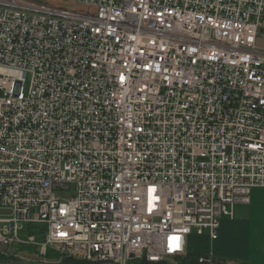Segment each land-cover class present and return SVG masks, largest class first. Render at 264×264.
<instances>
[{
  "label": "built area",
  "instance_id": "1",
  "mask_svg": "<svg viewBox=\"0 0 264 264\" xmlns=\"http://www.w3.org/2000/svg\"><path fill=\"white\" fill-rule=\"evenodd\" d=\"M0 90V247L169 264L264 189V0H0Z\"/></svg>",
  "mask_w": 264,
  "mask_h": 264
},
{
  "label": "rangeland",
  "instance_id": "2",
  "mask_svg": "<svg viewBox=\"0 0 264 264\" xmlns=\"http://www.w3.org/2000/svg\"><path fill=\"white\" fill-rule=\"evenodd\" d=\"M54 4H59V3L54 2ZM63 6L67 7L68 9H72V10H82L83 9L82 5L73 4V3H63ZM2 96H3V92L0 90V97ZM251 198H252L251 204L236 206L235 208L236 218H247L248 219L253 213V211L256 209V207L258 208L260 214H264V204H261L264 202V201L261 202V200L264 199V189H259V188L254 189L252 191ZM247 219L243 222V224L245 225L246 232L249 229V224H248ZM250 226L253 229L252 235L255 240L257 237V234L258 233L261 234L264 231V221L261 219L254 218ZM44 227L45 226L43 224H25L23 231L20 232V238L24 241H27L34 234L38 235L40 232H42ZM210 241L212 240L210 239L208 234L198 235L196 232L193 231L187 237V247L189 250L196 251L200 255L201 254L205 255L206 254L205 250L207 248V245L210 244ZM11 249L10 247H0V263L8 262V261L9 262L17 261V260L61 262L60 253L51 247H49L47 250V253L45 256L46 259H40L43 257V255L41 253V247L37 244L14 243L11 246ZM21 256H25V257H21ZM26 257H30V258H26ZM182 260L183 259L181 258L174 259L172 263H169V264H182Z\"/></svg>",
  "mask_w": 264,
  "mask_h": 264
},
{
  "label": "crops",
  "instance_id": "3",
  "mask_svg": "<svg viewBox=\"0 0 264 264\" xmlns=\"http://www.w3.org/2000/svg\"><path fill=\"white\" fill-rule=\"evenodd\" d=\"M254 218L264 221V214H260L257 207L248 219L236 218V215L233 219L223 218L218 239L210 241L206 254L200 256L211 259L213 264H264V231L261 234L256 232L258 234L254 240L250 226ZM246 219L249 224L247 232L243 224ZM45 256L40 259H46Z\"/></svg>",
  "mask_w": 264,
  "mask_h": 264
},
{
  "label": "trees",
  "instance_id": "4",
  "mask_svg": "<svg viewBox=\"0 0 264 264\" xmlns=\"http://www.w3.org/2000/svg\"><path fill=\"white\" fill-rule=\"evenodd\" d=\"M43 237L44 236H43V231H42L38 234V239L43 240ZM200 257L201 256L199 253H197L196 251L188 249L187 255L184 258H181V259H183L182 264H199L198 260ZM60 260H61V263H63V264H88V263L83 262V261H75L72 259H60ZM141 264H147V263L145 261H143V262H141Z\"/></svg>",
  "mask_w": 264,
  "mask_h": 264
},
{
  "label": "water",
  "instance_id": "5",
  "mask_svg": "<svg viewBox=\"0 0 264 264\" xmlns=\"http://www.w3.org/2000/svg\"><path fill=\"white\" fill-rule=\"evenodd\" d=\"M0 264H63L61 262H46V261H30V260H17L1 262Z\"/></svg>",
  "mask_w": 264,
  "mask_h": 264
}]
</instances>
